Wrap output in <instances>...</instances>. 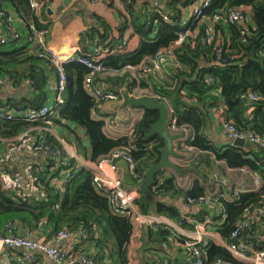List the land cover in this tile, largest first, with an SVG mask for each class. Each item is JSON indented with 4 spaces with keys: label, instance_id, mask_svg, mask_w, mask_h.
Here are the masks:
<instances>
[{
    "label": "trees",
    "instance_id": "obj_1",
    "mask_svg": "<svg viewBox=\"0 0 264 264\" xmlns=\"http://www.w3.org/2000/svg\"><path fill=\"white\" fill-rule=\"evenodd\" d=\"M175 1L171 0L168 6L174 5ZM47 3L48 0H40L39 14L31 7V0H0L6 11L7 7H14L28 27L27 31L16 30L15 35L9 37L8 43L0 42V77H10L11 84L14 85L24 79L29 80L32 90L35 91L34 98H24L15 103L9 101L3 106L0 104V109L28 113L46 104L47 78L44 65L50 64L55 74L56 70L43 48L36 45L30 48V45L34 42L31 26L48 29V25L42 23ZM236 8L246 9L252 20L242 23H222L213 20L216 14ZM160 9L165 12L162 7ZM148 16L147 24L140 23L139 19L134 21V30L141 39V47L135 52L125 53L127 49L122 38L118 43L108 44L107 37L101 36L100 45L109 46L112 54L118 53L103 60L107 71L122 69L127 65H139L158 51L169 48L178 39V33L183 30V26L176 17L170 15L171 20L165 21L162 14L152 8L148 10ZM197 23H200L197 38H189L174 48L175 62L166 67L163 76L151 77L153 78L151 88L153 93L156 92L171 101L178 127L185 126L194 131L193 145L204 151L200 159L201 164L206 162L209 166L215 161L223 162L231 169L248 167L262 179V186L258 191L242 193L238 201L219 198L213 207L221 210L219 215L218 213L213 215L206 207L200 210L198 215L200 218L210 214L212 220L216 222L222 221L226 216L217 227L227 241L232 232L253 213L256 207L264 205V150H259L256 146L255 149H244L233 145L220 149L211 143L205 130L210 112L224 107L223 116L232 121L238 129L253 131L264 137V0H212L211 5L205 9L204 16L200 19L194 18L188 25L196 30ZM210 27L214 31L212 41L209 40L208 35ZM202 35L206 37L203 38ZM20 38L25 42L21 47L19 45L14 47ZM220 48L222 55L218 59ZM66 72L68 75L64 94L66 103L57 108L56 115H48L37 121L27 120V115L4 120L0 127V135L13 139L40 124L48 127L59 125L74 136L73 139L64 136L65 141L75 142L84 150L86 141L78 136L71 126L76 124L84 129L91 151L90 154L88 152L86 154L93 161L116 148H129L134 145L130 154L138 163L139 177L135 178L130 173L129 175L132 184L139 186L141 180L146 177L149 165L160 161L162 156L164 140L158 135L147 137L151 125L158 119V111L146 110L130 134L120 138L109 137L104 132V122L95 121L92 117L93 110L106 100L94 98L84 89V80L90 69L85 65L74 63L66 65ZM106 75V78L113 76ZM103 76V73L97 74L96 83L101 84ZM135 79L132 73L127 72L122 77H111L110 80L117 86H124L126 83L129 85L136 83ZM140 84L142 88L148 87L144 80ZM106 92L118 93L117 90ZM249 93L257 94L259 100H249ZM180 106H184V113L180 112ZM252 107L254 109L250 115L248 111ZM42 139L46 145L62 146V143L51 133H47ZM247 155L252 157H246ZM45 159L51 166H59L62 171L68 169V165L55 159ZM192 167L198 169L196 165ZM36 174L44 185L46 200H16L0 186V235H6L7 225H15L16 233H20L24 229L36 230L41 223H46L52 229L53 236L63 229L84 227L87 231L86 238L76 245L73 257L86 253L83 245H92L96 250L92 252L96 264H129L130 246L136 234L134 219L129 215L115 213L108 198L95 188L90 171L79 173L74 171V177L67 183L65 192H60L56 185L51 183L47 171L42 172L37 168ZM56 175L57 172L53 177ZM152 190L154 196L159 199L168 195L177 198L181 195L200 197L206 193V188L198 180L191 190H183L178 185L175 175L157 181ZM138 204L143 214L164 215L173 221H180L183 215L177 202L167 203L160 200L152 204L142 195ZM184 225L191 226L189 223ZM255 229V225L248 226L242 236L256 249H264V234L252 235L251 231ZM148 230L151 238L162 243H166L173 235L161 227L148 228ZM106 249L109 250L110 258L105 253ZM207 249L208 264H217L218 261L223 264H251L234 257L226 248L210 241ZM108 259H111V263H108ZM13 264L18 263L13 262Z\"/></svg>",
    "mask_w": 264,
    "mask_h": 264
},
{
    "label": "built area",
    "instance_id": "obj_2",
    "mask_svg": "<svg viewBox=\"0 0 264 264\" xmlns=\"http://www.w3.org/2000/svg\"><path fill=\"white\" fill-rule=\"evenodd\" d=\"M193 1V16L195 19H200L204 16L205 9L208 8L212 0H192ZM31 7L40 14V0H31ZM161 6L155 2L152 9L160 12L165 21H170V15L161 11ZM0 19L12 35H15L16 29L13 27V19L0 4ZM215 22L222 23H242L251 21L250 14L244 8L230 9L221 14H216L213 18ZM33 39L36 46L45 50V54L51 58V62L56 70V97L53 105L46 104L38 110L28 112L27 120L37 121L45 118L48 115H56L57 108L66 103L65 92L68 84V75L66 72L67 64H82L90 69V72L84 80L85 91L94 98H103L106 101L119 100L120 94L107 93L98 83H96V75L111 74L113 76L122 77L127 72L132 73L135 77H161L164 75L166 67L175 62L173 50L180 46L189 38L196 39L198 32L190 25H183V30L178 33V39L173 42L172 46L158 51L153 57L144 60L139 65H127L122 69L104 68L102 57L93 55H74L57 51L46 43V35L48 30L38 29L31 26ZM209 40L214 39L213 28L209 29ZM1 43H8L9 38L0 37ZM222 49L218 50V59L221 58ZM235 58H232L234 60ZM213 82V79L210 78ZM10 77H0V85L10 84ZM151 97L158 99L167 104L169 108V125L168 128L172 133L181 134V137L175 140V149L179 154L177 157L179 165L182 167H191L204 154V151L193 145L195 141V133L191 128L178 127L177 116L174 113V107L170 100L160 96L159 94L151 93ZM249 100L258 101L259 96L255 93H249ZM254 107L250 108V112ZM94 111V110H93ZM17 116L11 110L0 109V127L4 120H13ZM113 123V122H111ZM49 130V129H47ZM223 134L232 140L245 139L259 150H264V137L253 131H242L228 120L225 116L222 117ZM33 129L24 131L17 137L9 139L7 150L0 156V164L4 166L13 154L18 152L38 153L45 158L55 159L56 161L67 160L64 164L68 165V169L61 172L60 176L52 177L51 183L56 185L60 192H65L67 183L74 177V171H90L95 188L105 195L112 209L117 214H125L132 216L137 230L143 228H163L173 233L174 237H178L177 244L189 253L191 264H208L206 258V250L209 245V239L212 236L210 227L214 223L210 214H205L200 219L196 214L190 212L182 215L180 221H173L166 216L157 214H143L140 211L138 201L141 194L138 188H126L124 181L119 175L123 164L127 165L128 172L135 178L137 174L138 163L130 154L129 148L119 147L111 153L100 157L97 160H89L78 155L69 146L66 141H60L62 146L46 145L43 137L36 136ZM67 155L66 158H64ZM264 156V155H263ZM214 158V156L212 157ZM37 168L34 164H29L25 167L22 175H14L5 168H0V186L14 196V199L43 201L47 199L44 185L40 177L36 174ZM167 171V170H166ZM164 171V172H166ZM231 173L236 179V183L230 186H222L220 184L212 189H207L206 193L200 197H181L180 200L184 208L191 210L192 208H208L211 211L219 198H227L232 201H238L242 193L258 191L262 186V179L255 172H252L248 167L239 169H231ZM163 172V173H164ZM174 172V171H173ZM245 176L253 180V188L243 189L240 185L243 183ZM167 177L166 173L157 181H163ZM145 180V179H144ZM141 180V183L144 182ZM140 183V184H141ZM212 212V211H211ZM192 213V214H191ZM223 217L220 224L224 221ZM184 223H189L193 226L188 230ZM255 225V230H252V235L259 236L264 234V205L256 207L251 215H249L240 226L232 232L230 239L221 241V244L236 258L251 263L264 264V249H256L250 242L244 240L243 232L250 226ZM6 235H0V264L6 263L5 250L14 253L21 252L20 257L22 264H40L42 257H47L51 264H96L94 254L85 253L73 257V251L77 244L85 240L87 231L84 227L75 229L68 228L59 231L53 241L45 239H36L33 237L32 231L25 230L24 233H16L15 225H7ZM158 254V253H156ZM154 264H160L155 262ZM217 264H223L218 261Z\"/></svg>",
    "mask_w": 264,
    "mask_h": 264
},
{
    "label": "crops",
    "instance_id": "obj_3",
    "mask_svg": "<svg viewBox=\"0 0 264 264\" xmlns=\"http://www.w3.org/2000/svg\"><path fill=\"white\" fill-rule=\"evenodd\" d=\"M170 1L171 0H165V3L160 5L162 9L172 17H176L182 26L185 24H191L192 20H194V7L192 5V0H176L174 5L168 6ZM155 2L158 1L48 0V3L45 7L46 13L42 19V23L48 25L46 43L57 51L70 54L72 53L74 55L86 53L87 55H93L96 57L101 56V59L104 60L110 56H115L118 54H112L110 52L111 49L109 46L105 47L100 45L99 42L101 36H106L108 39L106 42L108 44H111V42H113V44L115 42L118 43L122 38V41L126 45L127 49V52L125 53L135 52L141 47V39L138 35H136L134 30V21H138L137 19H139L140 23L147 24L149 20L148 10L153 7ZM7 11L13 19L12 25L16 30H19V32H22L23 30L25 31L26 29L28 30L23 18L14 7H7ZM195 28L196 31L200 30V23H197ZM25 36L28 35L25 34ZM0 37H11V33L6 28L1 19ZM202 37L204 38L206 36L202 35ZM23 38H20L14 47L17 45L21 47L25 42V40L23 41ZM34 47L35 43L32 42L30 48ZM44 69L45 76L47 78V84L45 88L47 93L46 104L53 105L55 103L56 97L57 77L50 64L44 65ZM103 75L104 79L100 81L101 84L99 85L106 91L113 92L117 90L120 94V98L116 101H106L98 105L97 108H95V110L92 112V117L95 121L104 122V132L106 135L112 138H120L130 134L133 131L135 125L142 119L146 112V109L143 107L125 106L124 95L128 93L130 96L138 98L151 97L150 95L153 93L151 88L153 86V78L151 79L150 77V79H147L145 77H136V83L134 84L131 83L129 85L126 83L124 86H117L112 82V80H110L111 77L115 78L116 76H110L106 78L105 76L107 75ZM142 80H144V83L148 84V87L142 88L140 84ZM4 87L5 91L0 92V104L2 106L9 101L15 103L23 100L24 98L32 99L35 97V91L31 88V82L26 79L17 85L10 83L4 85ZM184 110V106H180V112L184 113ZM223 110L224 107H220L219 110L213 109L210 112L209 120L205 130L211 143L220 149L225 148L227 145H233V140L225 136L222 131ZM11 111L16 116L27 114L26 111ZM248 114L251 115L250 110L248 111ZM71 126L73 127L76 134L81 136L84 141H86V149L83 150V148L75 142L69 143V147L78 153L79 156L91 160L86 154V152L90 154L91 151L89 140L84 135V129L82 127L80 128L76 124H71ZM31 129H33V133H35L36 136L45 137L47 133H51L59 141H65L64 136H68L72 139L74 138V136L70 134L71 132L69 130L59 125H51L48 127L40 124L32 127ZM8 141L9 138H4L0 135V156L3 155V153H5L7 150L9 144ZM253 149H255V146ZM66 157L67 155L64 158ZM246 157L252 156L247 155ZM173 160L178 163L177 158H173ZM65 161L67 160L60 159L58 162L64 164ZM200 161L202 160L199 159L195 164H193L196 165L198 169H195V166L186 167L190 170L184 175H179L172 170H167L166 175L168 177L175 175L177 177L178 185L185 191L191 190L194 187L196 180H198L199 183L206 188V191L207 189L217 187L218 184L222 186H230L236 183L234 175L231 173L230 168L225 163L212 161L211 165L208 166L206 162L201 164ZM31 163L36 165V167L42 170V172L47 171L48 179H51L56 172L58 173L56 176H60L62 172L59 166H51L50 162L46 161L45 157H43L41 154L26 152H18L13 154L4 166L0 164V168H5L14 175H22L25 167ZM119 175L123 179L124 186L127 189L139 187L136 184H132V179L129 175L127 165H122ZM253 184V180H251L250 177L245 176L240 187L243 189H251L253 188ZM140 194L142 196L141 192ZM181 197L183 196L181 195L177 198L168 195L162 199L156 197V202L154 204L160 200L167 203L177 202L183 214L192 212L196 214L197 218L199 217L198 219H200V216L198 215L201 211L198 208H192L191 210L184 208L180 200ZM211 211L213 215L215 213H218L219 215L221 212L219 208H213ZM213 222L214 223L210 227L212 236L210 237L209 241L218 246H222L221 241H226V239L218 231L217 225L220 224L221 220ZM192 228V225L187 227L188 230H191ZM25 230L26 229L22 230L20 233H24ZM32 234L36 239H45L48 241H53L54 239L52 229L49 225H46V223H41L39 228L32 231ZM172 236L166 241V243H162L161 241H155L153 238H151L148 228H143L140 230L136 229V234L130 246L129 264H154L156 261L160 264H191V257L189 253L186 251V249H183L181 245L177 244V241L180 239H178V237ZM83 247L86 249V253L96 252L92 245H83ZM108 252L109 250L106 249L105 253L107 257L110 258ZM20 254L21 252L14 253L12 251L5 250V264H13V262L22 264ZM108 263H111V259H108ZM40 264H51V262L47 257L43 256Z\"/></svg>",
    "mask_w": 264,
    "mask_h": 264
},
{
    "label": "water",
    "instance_id": "obj_4",
    "mask_svg": "<svg viewBox=\"0 0 264 264\" xmlns=\"http://www.w3.org/2000/svg\"><path fill=\"white\" fill-rule=\"evenodd\" d=\"M160 5L165 3V0H157ZM5 91V87L0 85V92ZM125 106H139L146 110L158 111L159 116L155 123H153L147 133V137L155 135L160 136L164 140V146L161 149L162 156L160 161L149 165L146 177L143 183L138 187L142 195L152 204L156 202V197L153 194V186L159 174L166 170H172L179 175H184L190 169L184 168L176 163L173 158L179 157L175 149V140L181 137V134L172 133L169 128V108L166 103L155 99L153 97H133L128 93L124 95ZM233 146L239 148L253 149L254 144L245 139H235L232 141Z\"/></svg>",
    "mask_w": 264,
    "mask_h": 264
},
{
    "label": "rangeland",
    "instance_id": "obj_5",
    "mask_svg": "<svg viewBox=\"0 0 264 264\" xmlns=\"http://www.w3.org/2000/svg\"><path fill=\"white\" fill-rule=\"evenodd\" d=\"M145 95H146V93H145ZM165 173H166V172L159 174L158 177H157V179H160L161 176H163Z\"/></svg>",
    "mask_w": 264,
    "mask_h": 264
}]
</instances>
